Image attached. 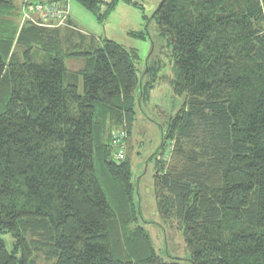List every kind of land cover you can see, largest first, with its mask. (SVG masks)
Masks as SVG:
<instances>
[{
  "label": "trees",
  "instance_id": "trees-1",
  "mask_svg": "<svg viewBox=\"0 0 264 264\" xmlns=\"http://www.w3.org/2000/svg\"><path fill=\"white\" fill-rule=\"evenodd\" d=\"M74 1L102 22L118 0ZM18 11L0 0V264H34L39 250L53 264H264V0H161L154 12L183 98L159 126L153 169L156 215L184 244L170 262L137 225L131 163L109 144L123 125L130 135L153 86L139 89L137 51L81 34L69 15L19 29Z\"/></svg>",
  "mask_w": 264,
  "mask_h": 264
},
{
  "label": "rangeland",
  "instance_id": "rangeland-1",
  "mask_svg": "<svg viewBox=\"0 0 264 264\" xmlns=\"http://www.w3.org/2000/svg\"><path fill=\"white\" fill-rule=\"evenodd\" d=\"M45 1L15 0L20 11V14L18 11V17L15 21L19 29L26 23L37 22L44 23L42 26L50 29L66 25L68 15L62 19L53 20L55 21L53 23L50 19L53 15L44 14L41 21V15L34 11L33 6L38 3H45ZM98 1L109 3L111 0ZM130 1L133 4L118 0L113 9L104 15L102 22L97 21L94 14L74 0H69L67 7L73 25L81 34L93 35L100 39L112 41L124 49L137 51L139 61L136 67L139 89L142 87L143 80L148 83L147 85H153V88H147L141 97L139 90L138 108L135 110L130 135H128L129 130H126L125 125H123L112 132L109 144L112 156L115 155V149L118 150L123 147L124 156L131 163V187L135 186L136 195L133 193V199L137 205L140 218L137 219V225L142 226L148 233L155 252L165 261L170 262L171 259L185 258L184 244L181 234L175 231V226L169 228L156 215L153 169L154 157L157 155L155 153L162 142L159 126H164L167 118L175 115L182 106L183 98L172 93L169 82L173 78V72L167 44L156 35L157 30L153 22V14L161 0ZM104 9V7L101 8L100 14H103ZM51 12L54 11L51 10ZM76 65V61L67 60L66 62L67 68H71V66L75 68ZM153 74L156 76L154 77ZM78 87L82 91V79H79ZM158 157L157 155L155 159L158 160ZM2 239L10 252L14 248H12V239L8 235L3 236ZM35 257L37 259L34 264L54 263L49 259L50 254L43 250L35 252Z\"/></svg>",
  "mask_w": 264,
  "mask_h": 264
},
{
  "label": "built area",
  "instance_id": "built-area-1",
  "mask_svg": "<svg viewBox=\"0 0 264 264\" xmlns=\"http://www.w3.org/2000/svg\"><path fill=\"white\" fill-rule=\"evenodd\" d=\"M55 8V9H54ZM54 8H51V7H43L42 5H34L33 6V9H34V11L36 12V13H39V14H41V15H43L44 16V14H48V15H53L52 17H57V18H50V19H53V20H58V18L59 19H62V18H64L65 17V15H67V12H64V10H62V9H59V8H57V7H54ZM51 10H53L54 12H51ZM57 15V16H56ZM47 16V15H46ZM114 144H116V142H114ZM115 153H116V155H115V157L116 156H118V157H116V158H118V159H122V157H123V154H124V152H123V147H121L120 149H115Z\"/></svg>",
  "mask_w": 264,
  "mask_h": 264
},
{
  "label": "crops",
  "instance_id": "crops-1",
  "mask_svg": "<svg viewBox=\"0 0 264 264\" xmlns=\"http://www.w3.org/2000/svg\"><path fill=\"white\" fill-rule=\"evenodd\" d=\"M67 15H69L70 16V14H69V12H68V8H67ZM71 18V17H70ZM42 23V22H41ZM42 24H44V23H42ZM76 67L75 68H78L79 66H80V63L79 62H77L76 61ZM71 68H72V66H71ZM74 68V67H73Z\"/></svg>",
  "mask_w": 264,
  "mask_h": 264
},
{
  "label": "water",
  "instance_id": "water-1",
  "mask_svg": "<svg viewBox=\"0 0 264 264\" xmlns=\"http://www.w3.org/2000/svg\"><path fill=\"white\" fill-rule=\"evenodd\" d=\"M160 6H161V2L159 3L157 9H159ZM154 14H155V13H154ZM154 14H153V16H154ZM140 83H141V81H140ZM140 97H141V94H140Z\"/></svg>",
  "mask_w": 264,
  "mask_h": 264
}]
</instances>
